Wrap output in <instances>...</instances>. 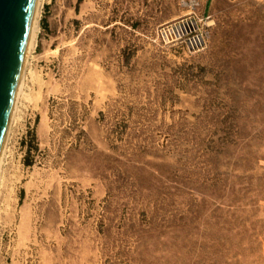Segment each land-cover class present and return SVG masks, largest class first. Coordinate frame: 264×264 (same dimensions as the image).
I'll list each match as a JSON object with an SVG mask.
<instances>
[{"label": "rangeland", "instance_id": "obj_1", "mask_svg": "<svg viewBox=\"0 0 264 264\" xmlns=\"http://www.w3.org/2000/svg\"><path fill=\"white\" fill-rule=\"evenodd\" d=\"M45 0L0 192V264H264V0Z\"/></svg>", "mask_w": 264, "mask_h": 264}, {"label": "water", "instance_id": "obj_2", "mask_svg": "<svg viewBox=\"0 0 264 264\" xmlns=\"http://www.w3.org/2000/svg\"><path fill=\"white\" fill-rule=\"evenodd\" d=\"M36 0H0V157L23 68Z\"/></svg>", "mask_w": 264, "mask_h": 264}, {"label": "bare ground", "instance_id": "obj_3", "mask_svg": "<svg viewBox=\"0 0 264 264\" xmlns=\"http://www.w3.org/2000/svg\"><path fill=\"white\" fill-rule=\"evenodd\" d=\"M45 4V0H36L35 7L30 27V33L23 63V68L21 72V77L17 89V94L7 130V134L5 137L4 145L2 148V153L0 157V192L1 187L3 184V176L5 172V166L8 161V158L11 154V142H12V135L14 132V127L18 124L21 116L22 110L25 104L26 98H28V87H27V79H28V72L31 71V58L36 51L38 37L40 32V20L42 15V10Z\"/></svg>", "mask_w": 264, "mask_h": 264}, {"label": "built area", "instance_id": "obj_4", "mask_svg": "<svg viewBox=\"0 0 264 264\" xmlns=\"http://www.w3.org/2000/svg\"><path fill=\"white\" fill-rule=\"evenodd\" d=\"M209 16L190 14L178 19L162 31V37L166 43L183 40L190 49H200L205 44V37L201 32L200 24Z\"/></svg>", "mask_w": 264, "mask_h": 264}, {"label": "crops", "instance_id": "obj_5", "mask_svg": "<svg viewBox=\"0 0 264 264\" xmlns=\"http://www.w3.org/2000/svg\"><path fill=\"white\" fill-rule=\"evenodd\" d=\"M212 1L213 0H207L205 5L202 7V9L200 11L202 16H208L210 8H211Z\"/></svg>", "mask_w": 264, "mask_h": 264}]
</instances>
